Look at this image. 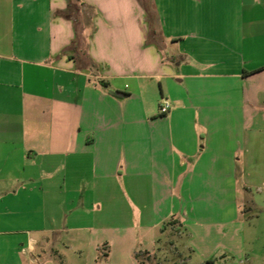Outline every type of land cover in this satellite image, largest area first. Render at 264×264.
I'll list each match as a JSON object with an SVG mask.
<instances>
[{
  "label": "crops",
  "instance_id": "obj_1",
  "mask_svg": "<svg viewBox=\"0 0 264 264\" xmlns=\"http://www.w3.org/2000/svg\"><path fill=\"white\" fill-rule=\"evenodd\" d=\"M81 1L0 0V264H146L172 227L212 264L264 181V0Z\"/></svg>",
  "mask_w": 264,
  "mask_h": 264
},
{
  "label": "rangeland",
  "instance_id": "obj_2",
  "mask_svg": "<svg viewBox=\"0 0 264 264\" xmlns=\"http://www.w3.org/2000/svg\"><path fill=\"white\" fill-rule=\"evenodd\" d=\"M248 197L258 202L253 204L248 198L241 207L239 220L244 224V240L232 236L228 244L225 242L216 249L212 264H264V181L255 184ZM171 229L161 237L163 249L157 258L146 260V264H208L200 262L187 236L175 234ZM138 258L145 260L141 255Z\"/></svg>",
  "mask_w": 264,
  "mask_h": 264
},
{
  "label": "trees",
  "instance_id": "obj_3",
  "mask_svg": "<svg viewBox=\"0 0 264 264\" xmlns=\"http://www.w3.org/2000/svg\"><path fill=\"white\" fill-rule=\"evenodd\" d=\"M77 2H80V5L83 6L86 10V13L88 14V19H91L92 15L94 14V9L92 6L87 5L86 3L82 2L81 0H75ZM73 0H68V11H77V7L72 3ZM105 86H107V83H104ZM110 93L116 97H123L128 95L126 92L119 91V90H111ZM171 224H174L175 222L173 219L170 220ZM135 258L138 259V255H135Z\"/></svg>",
  "mask_w": 264,
  "mask_h": 264
},
{
  "label": "built area",
  "instance_id": "obj_4",
  "mask_svg": "<svg viewBox=\"0 0 264 264\" xmlns=\"http://www.w3.org/2000/svg\"><path fill=\"white\" fill-rule=\"evenodd\" d=\"M170 107H171L170 101L162 98V100L159 104V113L161 115L166 114L169 111Z\"/></svg>",
  "mask_w": 264,
  "mask_h": 264
}]
</instances>
